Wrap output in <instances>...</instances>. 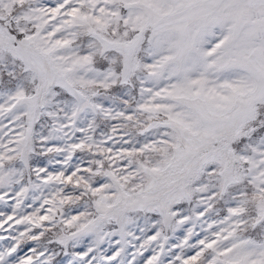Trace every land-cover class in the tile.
<instances>
[{
    "label": "snow or ice",
    "instance_id": "obj_1",
    "mask_svg": "<svg viewBox=\"0 0 264 264\" xmlns=\"http://www.w3.org/2000/svg\"><path fill=\"white\" fill-rule=\"evenodd\" d=\"M0 264H264V0H0Z\"/></svg>",
    "mask_w": 264,
    "mask_h": 264
}]
</instances>
